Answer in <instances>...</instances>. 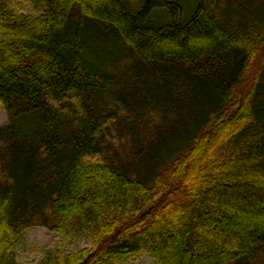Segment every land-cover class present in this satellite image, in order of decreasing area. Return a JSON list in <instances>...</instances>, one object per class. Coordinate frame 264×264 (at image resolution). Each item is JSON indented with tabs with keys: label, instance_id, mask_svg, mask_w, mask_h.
I'll return each instance as SVG.
<instances>
[{
	"label": "trees",
	"instance_id": "obj_1",
	"mask_svg": "<svg viewBox=\"0 0 264 264\" xmlns=\"http://www.w3.org/2000/svg\"><path fill=\"white\" fill-rule=\"evenodd\" d=\"M0 0V264H257L264 0Z\"/></svg>",
	"mask_w": 264,
	"mask_h": 264
},
{
	"label": "rangeland",
	"instance_id": "obj_2",
	"mask_svg": "<svg viewBox=\"0 0 264 264\" xmlns=\"http://www.w3.org/2000/svg\"><path fill=\"white\" fill-rule=\"evenodd\" d=\"M9 6L25 15L37 16L45 9L41 0H7ZM8 121L6 110L0 105V126ZM89 235H83L71 243H63L62 238L49 228L36 226L27 229L18 237L14 255L20 264H40L49 254L78 253L81 249L91 246ZM124 264H156L148 253H143L136 260H129ZM257 264H264V252Z\"/></svg>",
	"mask_w": 264,
	"mask_h": 264
}]
</instances>
